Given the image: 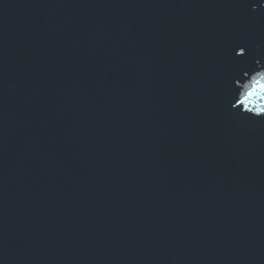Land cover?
I'll return each mask as SVG.
<instances>
[{"label": "water", "instance_id": "water-1", "mask_svg": "<svg viewBox=\"0 0 264 264\" xmlns=\"http://www.w3.org/2000/svg\"><path fill=\"white\" fill-rule=\"evenodd\" d=\"M60 0H0V264H10Z\"/></svg>", "mask_w": 264, "mask_h": 264}, {"label": "clouds", "instance_id": "clouds-1", "mask_svg": "<svg viewBox=\"0 0 264 264\" xmlns=\"http://www.w3.org/2000/svg\"><path fill=\"white\" fill-rule=\"evenodd\" d=\"M244 54L245 50L239 49L238 55ZM244 76L242 82L237 81L240 91L233 108L240 109L241 114L264 119V67Z\"/></svg>", "mask_w": 264, "mask_h": 264}]
</instances>
